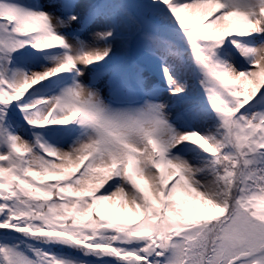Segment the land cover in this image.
<instances>
[{"label": "snow or ice", "instance_id": "obj_1", "mask_svg": "<svg viewBox=\"0 0 264 264\" xmlns=\"http://www.w3.org/2000/svg\"><path fill=\"white\" fill-rule=\"evenodd\" d=\"M0 264H264V0H0Z\"/></svg>", "mask_w": 264, "mask_h": 264}, {"label": "trees", "instance_id": "obj_2", "mask_svg": "<svg viewBox=\"0 0 264 264\" xmlns=\"http://www.w3.org/2000/svg\"><path fill=\"white\" fill-rule=\"evenodd\" d=\"M133 55H135V53H133Z\"/></svg>", "mask_w": 264, "mask_h": 264}]
</instances>
